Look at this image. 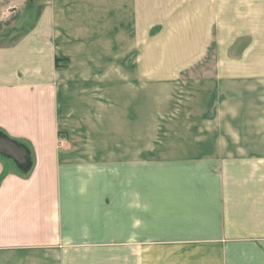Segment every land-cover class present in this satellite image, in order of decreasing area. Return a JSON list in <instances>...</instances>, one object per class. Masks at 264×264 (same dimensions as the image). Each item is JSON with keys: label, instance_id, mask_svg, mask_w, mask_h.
I'll list each match as a JSON object with an SVG mask.
<instances>
[{"label": "crops", "instance_id": "0c3cea01", "mask_svg": "<svg viewBox=\"0 0 264 264\" xmlns=\"http://www.w3.org/2000/svg\"><path fill=\"white\" fill-rule=\"evenodd\" d=\"M100 1L0 43V264H264V128L178 58L254 0Z\"/></svg>", "mask_w": 264, "mask_h": 264}, {"label": "rangeland", "instance_id": "374dc122", "mask_svg": "<svg viewBox=\"0 0 264 264\" xmlns=\"http://www.w3.org/2000/svg\"><path fill=\"white\" fill-rule=\"evenodd\" d=\"M76 1L79 3H77L75 11H78L79 16L87 15L93 10H98L100 13V3L102 1L73 0V3ZM48 2L50 0H0V43L11 42V40H8L10 37H14V40H16L31 28L36 18L41 14L44 5ZM237 3L239 17L244 16L247 10L245 1L238 0ZM261 4V0H254L253 17L247 21L239 18L241 21L237 24V27L246 29L247 26L250 31L237 33L238 36L246 33L248 36L244 37L245 39L218 41V43H221L222 48L214 40L211 41L206 38L193 40V43H197V54H191L189 57L185 55L178 56L180 61L184 58L185 63L203 66L206 72L197 71L194 73L195 77H204L207 81L214 83V86H229L228 89L221 88L218 90L219 97L223 100L225 95H229L232 97V101L237 102L236 105L231 104L232 107L235 105L241 112L254 113L253 124L248 125L254 129L264 128V33L262 31L264 28V14L262 15L261 12ZM100 14L102 15V12ZM200 21L209 22L208 18H201ZM205 35L203 34V36ZM183 41H174L173 46L180 45ZM162 42L159 41L158 47L161 46ZM183 43L186 45L187 40ZM192 47L194 48L192 45L189 46V48ZM221 52L223 54H220ZM158 59L159 63L163 61V57L158 56ZM178 64V59L168 58V62L162 64V66H177ZM218 65H225L228 71L223 72L222 75L221 72H215ZM219 77L223 78L218 80ZM223 79L225 84H221Z\"/></svg>", "mask_w": 264, "mask_h": 264}, {"label": "water", "instance_id": "95a60500", "mask_svg": "<svg viewBox=\"0 0 264 264\" xmlns=\"http://www.w3.org/2000/svg\"><path fill=\"white\" fill-rule=\"evenodd\" d=\"M16 141H13V140H9L8 141V144H14Z\"/></svg>", "mask_w": 264, "mask_h": 264}]
</instances>
